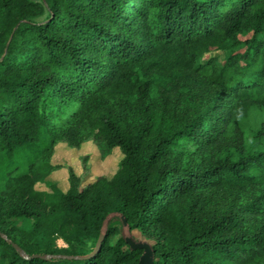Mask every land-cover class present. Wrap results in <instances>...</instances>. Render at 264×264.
<instances>
[{
    "label": "trees",
    "instance_id": "1",
    "mask_svg": "<svg viewBox=\"0 0 264 264\" xmlns=\"http://www.w3.org/2000/svg\"><path fill=\"white\" fill-rule=\"evenodd\" d=\"M90 139L112 179L36 189ZM112 213L152 264H264V0H0V264H140Z\"/></svg>",
    "mask_w": 264,
    "mask_h": 264
},
{
    "label": "rangeland",
    "instance_id": "2",
    "mask_svg": "<svg viewBox=\"0 0 264 264\" xmlns=\"http://www.w3.org/2000/svg\"><path fill=\"white\" fill-rule=\"evenodd\" d=\"M226 51H211L204 55L203 61L218 57L225 61ZM125 155L119 147L103 151L98 141L87 140L81 146H72L66 141H60L55 145L51 159L55 170L44 182H39L36 189L51 192L58 187L67 192L71 187V176L75 174L80 179V188L95 182L99 177L112 179L120 170ZM135 237L144 243L153 244L154 241L146 239L140 231L133 232ZM132 233V235H133ZM60 247H67L63 239L58 240Z\"/></svg>",
    "mask_w": 264,
    "mask_h": 264
},
{
    "label": "water",
    "instance_id": "3",
    "mask_svg": "<svg viewBox=\"0 0 264 264\" xmlns=\"http://www.w3.org/2000/svg\"><path fill=\"white\" fill-rule=\"evenodd\" d=\"M115 215H121L120 213H112L110 214L103 225V229L104 231L107 230V226L109 223L110 218H112ZM123 217V219L125 220V236L127 239V242L134 248V249H144L146 252L145 254L142 256L141 262L140 264H152L154 261V254H153V248L152 245L149 243H139L136 242L133 238L132 235V231L130 230L129 224L125 218L124 215H121ZM60 257H70V258H75L74 256H67V255H61Z\"/></svg>",
    "mask_w": 264,
    "mask_h": 264
}]
</instances>
